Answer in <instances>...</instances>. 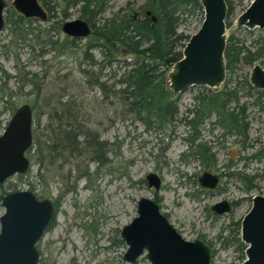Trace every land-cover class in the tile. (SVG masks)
<instances>
[{
  "label": "rangeland",
  "instance_id": "1",
  "mask_svg": "<svg viewBox=\"0 0 264 264\" xmlns=\"http://www.w3.org/2000/svg\"><path fill=\"white\" fill-rule=\"evenodd\" d=\"M145 1L108 0L103 17L125 9H131L133 19L143 17L144 13L138 9ZM251 1H228L231 11L226 18L227 38L243 39L249 45L264 36V29L236 26L237 16ZM7 2L8 8L13 9L11 0ZM53 12L56 13L47 21L35 19L29 23L33 33L26 43L14 41L7 24L0 30V135L15 109L28 103L33 110V130L37 136L45 138V128L51 117L56 116L54 110L61 100L71 103L63 110L66 124L96 128L99 140L106 144L99 152L102 162L94 158L92 148L86 147L82 136H78L73 149L53 153L54 162L40 171L43 187L38 182V165L32 161L26 173L14 175L0 184V195L28 189L40 199L58 200L53 225L36 244L40 253L38 264H130L123 259L127 245L120 231L137 215L140 197L154 198L182 238L201 239L208 244L212 249L211 264H240L244 251L238 250L234 243L225 244L222 237L233 235L232 223L247 213L254 195L264 196V110L254 103L256 91L252 89L248 97L245 90H240L239 102H247V137L229 133L214 118L206 119L199 127L201 138L196 143H204L209 149L211 162L194 160L186 152L189 130L181 119L185 109L193 105V95L202 87L193 86L183 93H175L179 115L170 130H146L141 122L123 112L112 94L102 99V91L90 89L86 81L97 76L98 66L91 68L92 75L88 77L79 70V67L90 69L80 64L81 47L87 37L78 38L77 47L70 48L67 40L70 37L62 32L61 24L82 19L80 4L68 6L65 16L59 8ZM202 19V8L183 14L177 32L190 36L197 31ZM37 29L48 30L49 36L62 43V47L38 42ZM45 34L41 33L42 41L47 37ZM182 43H186L185 40ZM89 52L94 60L102 59L96 48ZM251 68V63L241 62L239 73L249 75ZM116 69L113 63L100 75L107 90L118 89L112 86L113 73L118 76L122 69ZM228 77L235 78L226 73L225 79ZM27 79H31V83ZM223 85L224 82L213 89H221ZM70 106L72 108H67ZM204 171L218 176L219 183L214 189L200 186L198 177ZM149 172L160 177L159 190L148 187L145 176ZM251 185V189H245ZM222 200L232 203L231 209L217 215L211 206ZM3 213L4 207L0 204V216ZM136 264L151 263L143 253Z\"/></svg>",
  "mask_w": 264,
  "mask_h": 264
},
{
  "label": "trees",
  "instance_id": "2",
  "mask_svg": "<svg viewBox=\"0 0 264 264\" xmlns=\"http://www.w3.org/2000/svg\"><path fill=\"white\" fill-rule=\"evenodd\" d=\"M38 1L48 11V18L54 16L56 12L53 11H57V8L65 16L68 6L80 4L81 18L89 24L91 32L84 47H81L80 62L90 66V69L79 67V70L88 77L92 75L91 68L98 66L97 76L90 82V79L86 81L91 90L97 88L102 91V99L112 94L118 99L123 112L132 120L141 122L146 130L166 132L174 126L178 120L179 108L176 104V94L168 87L167 72L182 57V50L179 49L185 44L182 41L186 42L189 39V36L177 32L180 20L187 12L201 10L199 0H146L138 9L144 13V16L135 19L131 9L104 18L108 0ZM225 1L228 16L231 6L229 0ZM152 16L155 17V21L152 20ZM34 20L16 13L11 7L7 8L5 23L10 26L14 41L26 43L29 40V35L33 33L29 23ZM43 31L47 37L42 41L40 36ZM36 32H38L36 35L38 42H45L54 48L62 47V43L49 36L48 30L37 29ZM67 40L70 42V48L77 47V38L70 37ZM95 48L102 56L99 61L94 60L89 52ZM224 57L226 73L234 75L235 78H226L221 89L202 87L196 91L193 95V105L185 109L181 119L189 130V137H186L188 143L186 152L194 160L211 162L209 149L204 143H196L201 138L199 127L206 119L214 118L215 122L226 128L229 133L247 137L249 129L247 102L240 103L239 97L240 90H245V94L251 97L252 86L248 74H240L239 69L241 62H259L261 65L264 63V36L257 37L249 45L243 39L233 36L227 38ZM113 63L116 64L117 71L122 69V73L118 76L116 72L113 73L115 83L112 86L116 85L118 89L107 90L105 82L100 81V75L103 69ZM27 81L31 83V79ZM254 103L259 109L264 110L263 91L256 90ZM69 104L70 101L66 103L59 100V107L54 110L56 116L51 117L45 128L47 129L45 138L37 136L33 130V142L28 155L30 161L38 165L37 177L40 185L44 184L40 171L47 169V165L54 162L51 158L53 153L61 154L68 148L73 149L77 144L78 136L83 137L87 148H92L94 158L102 162L99 152L106 143L99 140L96 128L81 125L76 127L63 121V115H66L63 111L64 107ZM67 126L68 130H66ZM33 149L34 151L31 152ZM165 150L166 148L163 149ZM244 178L248 179V177ZM251 187L252 185L245 189ZM219 236L222 237L221 234ZM223 241L225 244L234 243L238 250L243 251L245 246L239 238L238 223L234 224L233 235L229 238L223 237Z\"/></svg>",
  "mask_w": 264,
  "mask_h": 264
},
{
  "label": "water",
  "instance_id": "3",
  "mask_svg": "<svg viewBox=\"0 0 264 264\" xmlns=\"http://www.w3.org/2000/svg\"><path fill=\"white\" fill-rule=\"evenodd\" d=\"M203 19L197 31L182 48V57L167 72L168 87L183 93L193 86L219 87L225 80L226 17L225 0H199ZM7 0H0V30L5 23ZM10 6L25 18L48 20V12L38 0H11ZM149 14V12H147ZM155 21V17L152 16ZM237 27L264 29V0H252L236 18ZM61 30L71 38H86L91 29L83 19L68 20ZM249 82L254 90L264 92V67L252 64ZM33 142V110L23 103L13 112L0 135V184L30 168L28 152ZM264 147V133L262 136ZM148 187L159 190L160 177L149 172ZM198 182L214 189L219 178L204 171ZM4 213L0 216V264H38L37 242L45 234L56 208L49 198H38L31 190L21 189L0 195ZM230 208L226 200L214 203L211 209L222 214ZM137 215L120 231L127 249L123 259L131 264L145 253L151 264H211V249L201 239L185 240L161 212L154 198L140 197ZM240 239L246 245L245 259L240 264H264V196L254 195L252 205L241 219Z\"/></svg>",
  "mask_w": 264,
  "mask_h": 264
},
{
  "label": "flooded vegetation",
  "instance_id": "4",
  "mask_svg": "<svg viewBox=\"0 0 264 264\" xmlns=\"http://www.w3.org/2000/svg\"><path fill=\"white\" fill-rule=\"evenodd\" d=\"M256 91V90H255ZM248 131H249V129H248ZM248 133V132H247ZM263 136V135H262ZM264 148V147H263ZM45 198H49V199H51V201H52V203L54 204V206H55V208H57V204H58V200L56 201L55 199H53L52 197H45ZM227 201V200H226ZM229 202V201H228ZM229 204H230V202H229ZM232 204V203H231ZM231 204H230V208L227 210V211H229L230 209H231ZM226 211V212H227ZM217 214V213H216ZM217 215H221V214H217ZM243 218V217H242ZM241 218V219H242ZM241 219L239 220V221H235V222H233L232 223V225H234V224H236V223H238V225H239V238H240V227H241ZM53 225V219H52V221L50 222V224H49V226L47 227V229H46V232H47V230L49 229V228H51V226ZM223 238V237H222ZM240 241H241V239H240ZM204 242V241H203ZM224 242V241H223ZM242 242V241H241ZM205 243V242H204ZM243 243V242H242ZM206 244V243H205ZM244 244V243H243ZM206 245H208V244H206ZM209 246V245H208ZM244 249H243V253H244V255H245V249H246V245L244 244ZM210 247V246H209ZM210 249H211V247H210ZM211 254H212V249H211ZM212 258V257H211ZM39 259H40V253H39ZM38 259V260H39ZM245 259V256L243 257V260ZM242 260V261H243ZM126 261V260H125ZM241 261V262H242ZM128 262V261H127ZM131 264V263H130ZM136 264V263H135Z\"/></svg>",
  "mask_w": 264,
  "mask_h": 264
}]
</instances>
